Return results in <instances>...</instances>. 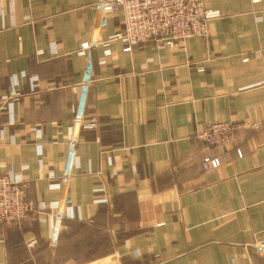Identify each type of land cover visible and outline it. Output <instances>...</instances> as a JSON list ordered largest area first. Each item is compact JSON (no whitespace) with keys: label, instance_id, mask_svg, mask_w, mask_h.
Here are the masks:
<instances>
[{"label":"crops","instance_id":"0c3cea01","mask_svg":"<svg viewBox=\"0 0 264 264\" xmlns=\"http://www.w3.org/2000/svg\"><path fill=\"white\" fill-rule=\"evenodd\" d=\"M97 2L0 0V174L33 204L0 221V264H264V0H203L220 11L205 36L109 55L122 13ZM91 114L97 128L72 126ZM218 121L234 135L207 146L197 133Z\"/></svg>","mask_w":264,"mask_h":264},{"label":"built area","instance_id":"2783aa9c","mask_svg":"<svg viewBox=\"0 0 264 264\" xmlns=\"http://www.w3.org/2000/svg\"><path fill=\"white\" fill-rule=\"evenodd\" d=\"M97 8L101 18L105 14L118 16L122 13V25L102 40L103 54L111 53L110 42L118 40L123 44V50L129 51L135 45L152 42L155 46H174L193 36H205L208 32L209 20L219 17L220 11L206 7L203 0H98ZM96 42L85 41L80 44L77 54L85 56V78L82 87H87L92 69V51ZM40 52V50H38ZM246 59V58H245ZM202 69V67H198ZM264 85V78L259 82ZM74 124L79 128L92 130L97 128L98 118L91 114L83 118L77 115ZM255 128L258 124L253 125ZM235 126L231 121L209 122L197 133L207 146H220L229 143L234 135ZM76 130V129H75ZM2 127L0 125V138ZM78 142V133L73 132L68 139L70 152H74ZM221 164L218 156L206 155L202 159L204 169L214 168ZM72 169L65 170L60 178L61 184H68ZM24 183L18 174L6 172L0 174V221L20 220L28 215L33 204L25 198ZM66 200H53L48 206L54 208L52 215L55 221L61 220L62 208ZM43 207V205H41ZM36 220H43V215L37 213ZM35 239L28 246H33Z\"/></svg>","mask_w":264,"mask_h":264}]
</instances>
